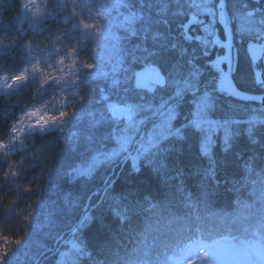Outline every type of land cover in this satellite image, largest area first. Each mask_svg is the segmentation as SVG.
<instances>
[{"label":"trees","instance_id":"trees-1","mask_svg":"<svg viewBox=\"0 0 264 264\" xmlns=\"http://www.w3.org/2000/svg\"><path fill=\"white\" fill-rule=\"evenodd\" d=\"M24 1L0 0V78L21 70L32 42L46 32H66L82 16L68 6L40 31H9ZM121 1L139 12L123 38L128 70L132 73L142 62L157 64L166 79L158 91L164 95L173 91L176 74L191 73L186 88L211 90L205 117L222 121L226 130L218 127L206 138L203 128L191 125L192 95L179 84L184 94L167 132L153 138L154 145L140 153L136 167L125 161L110 174L120 155L96 157L86 166L87 143L63 138L55 130L31 134L13 151L0 150V170L7 159L16 162L10 165L14 175L0 177V264H182L201 247L207 252L227 248L236 263L243 262L247 251L264 257V121L250 119L252 113L264 117V108L213 90L219 71L210 64L214 54L204 53L200 24L191 18L194 7L188 0ZM225 2L231 17L232 0ZM242 5L264 9V0H239L237 6ZM231 26L236 36L232 21ZM214 27L222 37L219 24ZM92 44H84V55ZM238 65L233 78L246 89L239 79L249 83L253 77L240 50ZM89 72L95 74L87 77L95 83L94 99L102 93L110 99L117 91L121 101L149 104L142 90L131 87L124 69H119L123 81L117 87L109 86V67ZM35 90L30 81L0 90V144L11 137L22 113L41 102V96L34 100ZM93 107L91 122L73 126L84 128L97 144L114 146L112 137L109 143L105 137L111 136L112 122ZM125 130L139 132L133 125ZM97 134L101 138L96 141ZM45 202L51 216L40 214Z\"/></svg>","mask_w":264,"mask_h":264},{"label":"rangeland","instance_id":"rangeland-1","mask_svg":"<svg viewBox=\"0 0 264 264\" xmlns=\"http://www.w3.org/2000/svg\"><path fill=\"white\" fill-rule=\"evenodd\" d=\"M188 1L189 5L194 7L191 18L193 20L204 19L203 24L199 27L202 31V43L205 45L211 43L216 31L214 29L216 6L212 4V0ZM232 3L233 13L230 18L235 25L236 36L242 38L245 34L253 33L256 26L264 20V11L256 10L254 13H248L247 9H244V5L237 6L239 0H232ZM68 6H71L74 13H82L80 21L74 22L73 26L63 33L50 35L46 32V36L42 37V40L32 42L28 46L25 63L21 70L0 78V90H9L29 81L35 86L36 81L33 77L38 76L41 96L39 107L29 108L22 113L13 128L11 137L0 144V150L13 151L23 147L24 141L31 134L55 130L61 132L63 138L87 143L85 148L90 153V159L83 161V164L90 166L96 157L109 160L119 155L123 148L129 145L136 133L135 131L128 133L124 130L117 136L118 142L114 146L110 145L109 142L112 139L107 135L105 137L109 145L105 147L95 143L92 135L86 133L84 128H76L73 125L84 121L91 122L92 113L95 111L94 104L98 107L96 109H99L102 117L107 114L109 93H102L98 100L93 98L95 83L91 82V84L87 77H93L95 74L90 73L89 69L96 66L103 69L109 67L112 73L110 87H117L123 81L122 76L118 74L119 69H124L131 75L128 65H125L126 48L123 38L130 31L129 23L139 12L133 9L127 1L121 0H25L20 16L9 28V31L20 34H23L27 29L40 31L47 25L46 21L59 18L58 13ZM69 18L68 15L63 16L64 20ZM188 25L185 26V32L186 36L190 37L192 34L188 31ZM194 37L201 38V35L195 34ZM88 40H91L93 44L84 55L82 49ZM131 60L133 61V58ZM190 74H176L173 85L183 81L182 85L185 84V86L182 89H186L187 83L191 82ZM114 95L119 99V92L114 91ZM191 100L193 103V117L189 120L191 125L203 128L206 138H210L211 133L218 127L225 132V125L222 121L205 117L209 95L208 97L194 95ZM127 102L136 116L134 124H132L134 129H138L140 132L143 128L146 133V138L138 150L137 155L139 156L140 153L154 145V137L161 138L165 135L168 123L173 117V111L167 112L164 118L157 120L158 107ZM250 119L253 123L264 121V117L258 118L253 113ZM109 120L111 121L110 118ZM92 127L89 126V128ZM94 138L97 141L101 135L97 134ZM48 204L42 203L40 214L41 212L48 213L49 216V213H52L47 211ZM233 258L234 253L227 248L207 252L205 248L201 247L193 249L182 264H264V257L256 252H245L244 260L242 262L241 259L240 263L233 262Z\"/></svg>","mask_w":264,"mask_h":264},{"label":"water","instance_id":"water-1","mask_svg":"<svg viewBox=\"0 0 264 264\" xmlns=\"http://www.w3.org/2000/svg\"><path fill=\"white\" fill-rule=\"evenodd\" d=\"M216 7V21L221 26L223 38H220L218 34L215 33L212 38V44H215L218 48H221L223 52L219 56L215 57L211 61V64L220 70V77L217 82L218 90L220 92H224L234 99L243 102L260 103L263 105L264 92H248L242 90L236 85L233 79V35L230 18L224 0H218ZM261 36L264 38V34H261ZM247 51L251 62L256 61L257 55L259 56L260 60H264V45L257 46L256 43L249 41L247 43ZM259 73L262 75V81L264 82L262 71Z\"/></svg>","mask_w":264,"mask_h":264},{"label":"flooded vegetation","instance_id":"flooded-vegetation-1","mask_svg":"<svg viewBox=\"0 0 264 264\" xmlns=\"http://www.w3.org/2000/svg\"><path fill=\"white\" fill-rule=\"evenodd\" d=\"M199 21L203 23L204 19L200 18ZM261 34H264V20L263 22L259 23L256 26V30L253 31V33L245 34L242 38H238L234 35V38H233V72L236 73V70L240 68L239 65L237 68L238 54L240 50L241 54L245 57V60L248 63V67H250L251 69V75L253 77V80L252 82H249V83L244 82V80L239 79L240 78L239 73H238L237 78L239 79L242 87L246 88V89H242V88L240 89L248 91V92H264V82L262 81V75L259 73L260 71H262V74L264 76V60H260L259 56L257 55L256 61L251 62V59L247 51V43L249 41L256 43L257 46L264 45V38L261 36ZM206 48H207L206 51L209 53H213L214 56H218L219 54H221V51H222V49L218 48L215 45H211V43H207Z\"/></svg>","mask_w":264,"mask_h":264},{"label":"built area","instance_id":"built-area-1","mask_svg":"<svg viewBox=\"0 0 264 264\" xmlns=\"http://www.w3.org/2000/svg\"><path fill=\"white\" fill-rule=\"evenodd\" d=\"M163 76L155 66L145 65L135 72L134 82L137 87L145 89L148 93H153L162 83ZM109 112L116 119L124 124L133 119L130 108L123 104L113 103L109 106Z\"/></svg>","mask_w":264,"mask_h":264},{"label":"clouds","instance_id":"clouds-1","mask_svg":"<svg viewBox=\"0 0 264 264\" xmlns=\"http://www.w3.org/2000/svg\"><path fill=\"white\" fill-rule=\"evenodd\" d=\"M33 79L36 81V84H35L36 90L33 94V98H34V100H39V97H40V78L37 76V77H33ZM36 107H39V105H36ZM15 163L16 162H14L10 159H7L5 162L4 168L2 170H0V177L10 178L12 175H14V173L10 170V165L14 166ZM0 243H2V241H0Z\"/></svg>","mask_w":264,"mask_h":264}]
</instances>
